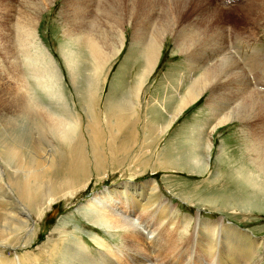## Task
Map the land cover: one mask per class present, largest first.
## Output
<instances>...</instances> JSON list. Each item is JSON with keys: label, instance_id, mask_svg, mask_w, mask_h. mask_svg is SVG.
I'll return each mask as SVG.
<instances>
[{"label": "bare ground", "instance_id": "bare-ground-1", "mask_svg": "<svg viewBox=\"0 0 264 264\" xmlns=\"http://www.w3.org/2000/svg\"><path fill=\"white\" fill-rule=\"evenodd\" d=\"M50 1L0 0V50L3 52L2 55L5 57L9 47L16 44L14 42L18 39L25 56L27 73L35 78V83L44 91H47L51 98L61 102L59 105H63L61 109L65 110L62 113L51 110L43 106L37 99H33L31 90L28 87L29 77H24L23 73L20 74V72L12 74L13 76L9 74L7 69L12 71L11 67L14 69L17 64L14 65L15 60L11 59L10 65L0 55L1 90L8 88L12 79L20 84L19 88L24 87L26 89V91L24 90L26 93L23 91L24 96L20 97L22 94H19L18 106L14 107L7 103L0 104L4 107V112L0 108V114H11L12 117L18 114L23 118V121L27 122L26 127L30 125V121L44 122L47 127L46 130L49 131V134H45L44 138L50 146V151L43 154H37L35 151L27 152V162L22 161V163L15 165V167H18V172H22V188L26 187V183L23 182L25 179L30 180L32 183L35 181L42 182L43 185L46 183L47 190L44 197L47 198V202L43 205L40 200L26 201L29 206L33 205V216L31 210L22 211L23 213H21L16 208H14L16 210L10 209L7 211L0 209V264H42L43 261L36 254H28L27 251H24L21 254L14 252L12 255L7 256L4 249L9 247L14 249L29 244L35 236V223L42 215L44 207L49 206L56 198L58 199L61 193L72 194V184L77 183L80 176L85 172L88 174V171H85V162L90 160L95 164L94 167L98 168L101 160V147L99 148V144L104 136L108 138L107 149L113 148L110 149L112 154L126 151V149H121L120 144L116 148L113 146L116 143V137H119L117 129L124 130L122 127L129 122L133 123L130 120L138 115L137 109L141 104V87L156 68L161 55L163 40L168 31L171 30L170 26L173 23V17L162 9L159 14L161 17L165 16V19L160 21L162 26L157 30L153 29L152 34L150 33L151 36L144 38L141 35L142 32L140 33L141 36L139 35L135 26L146 13V6L159 3L157 0H64L63 9L66 8L64 17L67 19L72 17V19H80L82 22L83 19L87 18L97 20L89 27H87L89 24L83 27L72 25V29L69 31L66 29L64 31L65 42L59 46L69 77L80 97L86 101L87 98L88 102L89 100H95L101 83L99 72L118 54L124 45V36L121 29H115L113 34L107 28V24L115 25L118 23L117 26L122 27L123 24L120 23L122 22L120 18H125L124 24H127L133 17L135 20L130 22L133 26L130 40L134 42L135 39L140 38V41L137 42L140 47L138 74L131 91H128V97L126 93H123L116 104L117 109L108 116L110 119L107 121L104 118L103 127L105 130L100 129L101 121L94 118L87 120L82 128L78 123L82 119L77 120L70 111L65 97L60 94L59 88H56L55 79H59L60 76L57 68L51 64V61H53L52 56L46 52L42 44L37 42L36 25L43 10L42 7ZM181 1L192 3L198 7L200 2L205 3L206 0ZM207 1V4L215 5L209 0ZM136 2L140 3L137 8L134 6ZM90 3L95 10L98 9L99 11L84 15H75L72 12L73 9L80 6L85 7ZM161 8H163L162 5ZM17 9L18 11H15ZM69 14L72 16H69ZM195 16H198V14ZM176 19L178 20V18ZM102 24H106L105 28ZM195 25L196 23L192 21L187 31V33L192 31L190 38L188 37L189 48L192 42L195 46L198 40L202 41L204 37L209 35L208 40L212 39L213 43L218 45L212 51L213 60L215 61L212 62L211 57L207 58L209 55L206 56V53V57L201 55L202 58H206L212 63H201L196 58L194 60L199 62L196 61L198 63L196 65V62L194 63L192 59H186L189 68L186 71L184 69L180 71L181 78L179 77L177 83L181 84L182 88L181 90L174 88V93L176 91L177 94L180 92L176 95L177 100L167 115L173 121L183 110H186L206 91H209L208 101H206L207 109L212 111V108H214L218 112V115L216 114L218 117H216V121L209 132L233 119H237L240 125L244 127L241 128L243 139L240 142L243 150H245V158L248 160L249 165L235 168L232 176L228 177V182L230 179L235 182L240 180L238 184L242 188H248V197L251 200L250 195H253L254 198L259 196L264 199V143L261 141V139H264V51L260 50V54H256L257 49L247 47L249 45L247 39L250 40L253 36L255 37L257 35L256 30L248 32V29H244V27L229 28V30L233 29L231 34L233 41L236 43L240 41L238 43L240 49L234 50L232 49L233 46L230 47L233 44L227 39V25L216 32L202 37L195 36L192 39L193 33L198 30ZM144 29L146 30V28ZM154 32L155 35H153ZM110 35L114 40L106 43ZM246 37L247 39H245ZM177 39L179 40L177 46H179L183 42L181 41L183 39L181 33L177 35ZM199 45L201 46L200 43ZM31 49H33L32 53H30ZM195 49L197 50V48ZM81 51L85 53V60L88 59V63L84 65L83 70L78 65L77 59V53ZM191 54L195 56V53ZM250 69H252L254 75L247 77L245 73ZM182 79L186 80L182 81ZM19 88L18 91H21ZM216 89L220 90L219 93L216 92L217 94L222 95V92L225 96H223L222 101H220V98L215 105L211 98ZM130 93L133 98L130 97ZM31 112L35 113L31 114ZM212 113L211 115L214 114ZM111 119H114L115 122L113 123ZM135 120L137 121L136 118ZM36 128L45 129L42 125H38ZM159 128L158 132L162 133L166 131L168 125H160ZM3 134L6 139L0 136L1 145L7 146L11 151L20 148V151L23 152L24 147L14 137H11L6 131ZM198 139L189 146L192 151H187V154L183 157L188 165L197 166V164H202L201 153L211 148L207 138L201 146H198L200 143ZM36 140L40 143L39 138H36ZM21 142L26 143L25 136L21 138ZM124 145H127V143ZM127 149H129L128 145ZM184 150L186 151L187 147ZM223 153L225 152L223 151ZM13 158L16 161V157L11 153L4 156L0 155V161L5 165H10ZM2 184L4 183L0 182V185ZM63 187L65 189H62ZM89 199L87 205L90 206L94 222L101 224L103 227L105 226L106 229H113V232L122 239V242L107 244L93 236L92 239L95 240L97 248L93 252H89L88 248L86 249L80 241H76V243L67 242L69 239L64 233L65 235L60 237L65 247V251L60 258V264H259L256 257L260 256L257 248L260 244L264 245V237L253 236L247 230L241 229L236 224L224 222L221 218L208 220L197 216L193 218L187 214L182 216H178L176 213L173 214L172 206L162 197L153 181L146 180L142 184L130 180L123 181L120 184L97 191ZM4 200L1 198L0 193V201L5 203L6 200ZM8 204L10 205V202ZM185 226L190 227L186 229ZM56 240H53L50 248L51 255L56 252V249H59ZM70 244L72 245L69 246ZM129 252H133L137 256L133 258ZM183 252L187 253L185 257Z\"/></svg>", "mask_w": 264, "mask_h": 264}, {"label": "rangeland", "instance_id": "rangeland-1", "mask_svg": "<svg viewBox=\"0 0 264 264\" xmlns=\"http://www.w3.org/2000/svg\"><path fill=\"white\" fill-rule=\"evenodd\" d=\"M157 1L163 8H161L159 3L146 6V13L143 15L144 19L142 18L135 26L139 35L142 32L141 35L147 38L151 36L153 29L157 30L162 26L160 21L165 19V16H159L162 9L166 10L173 17V23L170 26L171 30L168 31L163 40L158 64L152 74L146 79L144 87H141V104L137 109L138 115L130 120L133 123L129 122L124 126L125 128L122 127L124 130L117 129L119 137H116L117 140L113 146L116 148L120 144L121 149H126V151L114 152L112 154L110 149L113 148L107 149L108 145L106 143L108 138L104 136L101 141L102 144H99V148L101 147V160L98 168L94 167L95 164L90 160L85 162V171H88V174L85 172L80 176V180L77 183L72 184V194L61 193L58 199L56 198V200L52 201L49 206H45L42 215L35 223L34 238L26 246L16 247L14 248L15 250L11 249V247L5 248L4 253L7 256L12 255L14 252L21 254L27 251L28 254L38 255L39 259L43 261L42 264H60V258L65 251L60 237L65 234L67 239H69L67 242L76 243V241H80L85 245L86 249L88 248L89 252H93L97 248L95 240L92 239L93 236L94 238L97 237V240H103L107 244L122 242V239L116 236L113 229H106L105 226L103 227L101 224L94 222L90 206L87 204L89 203V198L97 191L127 180L140 184L146 180L153 181L162 197L172 206L173 214L176 213L178 216L187 214L193 218L197 216L207 218L208 220L221 218L224 222L236 224L241 229L247 230L253 236L264 237L263 197L257 196V198H254L253 195H250L251 200L248 197V188H242L238 184L240 180L235 182L233 179H230L228 182V177L232 176L235 168L249 165L248 160L245 158V150H243L242 143L240 142L243 139L241 128L244 127L240 125L237 119H233L209 132L216 121V117H218L216 116L218 112L214 108H212V111L207 109L206 101H208L209 91H206L197 101L192 103L186 110H183L173 121L167 115L177 100L176 95L180 92L178 94L177 91L174 93V88H178V90L182 88L181 84L177 83V80L181 78L180 71L183 69L186 71L189 68L186 59L190 58L194 63L198 62V60L201 63L210 62L206 58H202L206 53V56L209 55L207 58L211 57L212 60H210L212 62L215 61L213 60L212 51L218 45L213 43L212 39L209 38L210 40H208L209 35L204 37L202 41L198 40L196 42L198 47L196 43L194 46L192 42L191 49L189 48L188 37L190 38L192 31L188 33L187 31L191 22L194 21L196 23L195 27L198 28L193 33L192 39L195 36L202 37L211 34L225 28L227 25V39L233 44L230 47L233 46L234 48L232 47V49L234 50L240 49L238 48L240 47L238 45L240 41L237 43L233 41L231 37L233 29L229 30V28L244 27V29H248V32L256 30L257 35L255 37L253 36L250 40L247 37L245 39L249 43L247 47L250 46V48L257 49L256 54H260V50L264 51V0H209L215 5L207 4L208 1L206 0L205 3L200 2L198 7L181 0ZM134 6L137 8L140 6V3L136 2ZM63 7L64 0H51L46 6L42 7L43 10L36 25L37 42L42 44L46 52L52 56L53 61H51V64L57 68L60 76L59 79H55L56 88H59L60 94L65 97L70 111L75 115L77 120L82 119L78 120L81 127L83 128L87 120L94 118L101 121V126L100 124L98 125L101 130H105L103 127L105 119L108 121L110 119L108 116L117 109L116 104L123 93H126L128 97V91H131L138 74L140 47L137 42L140 41V38L135 39L134 42L130 40L133 31V26L130 22H133L135 19L132 17L129 23L124 24L125 18H120L122 20L120 23L123 24L122 27H118V23L115 25L107 24V28L113 34L115 29H121L124 36V45L118 54L99 72L101 83L98 95L95 100H89L88 102V98L86 101L80 97L72 83L59 46L65 42L64 31L66 29L69 31L72 29V25L83 27L89 24L87 26L89 27L97 20L82 18V22L80 19L74 20L72 17L67 19L64 17L66 8L63 9ZM17 8L19 9L20 7L18 6ZM18 9L15 11H18ZM94 11L97 12L99 10H95L91 3L85 7L80 6L72 10L75 15L94 14ZM196 14L198 16H195ZM69 16L72 15L69 14ZM105 25L102 24L104 28ZM180 33L183 38L181 41L183 42L177 46V42L179 41L177 35ZM153 35H155V32ZM113 40L114 38L110 35L106 43ZM5 43L7 42L5 41ZM14 43L16 44L9 47L5 57L2 55V50H0V55L5 61L10 63V60L13 59V61L15 60L14 65L15 63L17 64L16 67L14 66V69L11 67L12 71L7 69L9 74L14 75L20 72V74L23 73L24 77L28 76V87L31 90L33 99H37L43 106L51 110L61 113L65 111L61 109L63 105H59L61 102L51 98L47 91H44L35 83V78L27 73L25 69L26 60L20 41L16 39ZM32 51L33 49H31L30 53ZM191 53H195V56ZM196 58L198 60H194ZM77 59L78 65L83 70L84 65L88 63V59L85 60V53L83 51L77 53ZM197 62L195 63L196 65L199 63ZM245 74L248 77L254 75V72L250 69ZM185 80L182 79V81ZM19 86L20 84L12 79L8 88L1 90L0 87L2 96V98L0 96V104L7 103L14 107L18 106L20 101L19 96L22 94L20 96L22 97L26 93V89L24 87L19 88ZM18 88L22 92L18 91ZM216 92L219 93L220 90L216 89L211 98L215 105L219 102L220 98V101H222L224 99L223 96H225L222 92V95ZM132 93L134 94V92ZM129 95L133 98L131 93ZM0 108L4 112V107L0 105ZM111 121L115 122L114 119H111ZM164 124L168 125V130L166 129V131L159 133L160 125ZM26 125L27 122L23 121V118L18 116V114L14 117L11 114H0V136L6 139L3 134L6 131L24 147L23 152L20 151V148L11 151L7 146L0 144V155L4 156L11 153L16 157V161L13 158L10 165H5L0 161V182L4 183L2 184L3 186L0 185V193L1 198L6 200H4L5 203L0 201V209L7 211L16 208L21 213L31 210V215L33 216V205L29 206L26 201L40 200V203L44 205L47 202V198L44 197L47 190L45 187L46 183L44 185L38 181L32 183L30 180L25 179L23 182L26 183V187L22 188V172H18V167H15V165L22 163V161L27 162V152L35 151L37 154L49 152L50 146L44 138L45 134H49V131L46 130L47 127L44 122L30 121V125L28 127ZM38 125H42L45 129H37ZM23 136H25L26 143L21 142ZM36 138L40 139V143ZM206 138L210 142L211 148L201 153L203 163L197 164V166L193 164L188 165L183 157L187 154V151H192L189 146L197 139L200 140L198 146H201ZM261 141L264 143V139H261ZM126 143L129 149H127V145H124ZM186 147L187 150L185 151ZM207 164L208 166L206 167ZM9 178L12 179L10 180ZM62 189H65V187ZM6 202H10L11 206ZM14 204L16 205L14 206ZM185 227L189 229L190 226ZM54 239L58 240L56 242L59 249H56V252L51 255L50 248ZM257 251L260 255L256 256L258 263L264 264V245L260 244ZM129 254L133 258L137 256L133 252H129ZM183 255L185 257L187 253L183 252Z\"/></svg>", "mask_w": 264, "mask_h": 264}]
</instances>
